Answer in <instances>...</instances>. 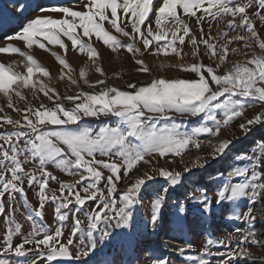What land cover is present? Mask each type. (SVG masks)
<instances>
[{
  "label": "snow or ice",
  "instance_id": "snow-or-ice-1",
  "mask_svg": "<svg viewBox=\"0 0 264 264\" xmlns=\"http://www.w3.org/2000/svg\"><path fill=\"white\" fill-rule=\"evenodd\" d=\"M156 5L157 0H85L83 10L62 4L37 5L39 14L27 20L19 31L5 37L6 41L15 39L23 42L28 49H32L34 45L45 50L48 45L59 46L65 56L69 50V45L63 39L66 38L72 50L77 51V54L86 53L93 63L100 55L93 46V38L114 53L121 48L132 54L140 53L141 49L137 46L140 42L145 52L151 51L153 55L164 56L174 54L182 58L185 53L181 46L188 37L192 48L190 55L199 58L200 45H203L204 54L213 60V64L205 65L201 61L173 65L192 73L195 78L191 79L160 76L141 85L129 83L125 90L110 86L101 88L99 92L81 91L76 95H66L63 99L73 104V107L67 108L59 102L61 97L54 88H48L42 81L33 80L36 73L49 77L47 68L11 43L0 45V54H20L26 57L27 62L26 73L16 72L12 64L0 62V93L7 98V106L13 108L11 93L15 92L20 96L13 85H22L25 88L31 85L33 89L39 86V91L54 104V107L40 104L36 108L29 106L15 109L18 113H23L22 119L0 115V121H3L0 128L12 126L11 130L0 134V141H3L0 144V216L5 217L8 225L5 234L0 238V252L14 253L16 257H26L32 253L37 259L42 258L47 262L79 260L83 256L93 260L94 264H118V256H110L97 247L93 233L94 230L100 231L99 240L104 242L107 238L114 237L111 228L125 229L135 225L137 221L133 208L138 198L147 190L148 183L156 181L157 176L144 172L128 184L118 199L116 194L118 184L127 179L133 170L139 171L140 164L153 166L152 171L164 179L162 186L151 191L153 199L150 201L149 222L154 228L164 230L169 224H174L175 230L183 233L187 217L180 215L181 213L195 211L198 216H203L212 212L214 205L223 207L229 202L238 218L247 222L255 221L256 217L252 215L251 208L243 213L238 211L237 201L241 197H249L251 201H264V182L257 183V180L264 181V137L254 142L256 152L251 156L241 153L235 157L237 161L248 160L254 165L251 171L248 167L232 169L235 177H246L243 182H233L224 173H218L220 183L214 189L215 199L208 197L206 188L198 187L199 195L189 197L195 201L191 207L186 208L185 203L175 202V213L172 214L175 216L174 221H169L165 215L167 195L172 190L169 185L181 187L185 180L184 173L191 174L193 167L203 168L208 161L205 159L200 163L198 160L194 165H186L183 172L162 166L157 169L154 165L158 163L157 157H182L190 147L198 149L201 145L197 138L199 134L219 136L222 128L238 118L243 119L246 109L256 101L264 105V55L253 53L245 61L234 62L228 70L218 74L230 51L233 54L239 52L237 48H229L231 43L243 42V47L248 49L251 47L248 41L254 39L258 41L259 49L264 51V40L260 39L252 19L255 16L264 24V14L261 12L264 10V0H159V7ZM253 7L256 11L250 16L248 9ZM52 14L60 15L57 17ZM153 14L154 26L149 22ZM193 18L201 33L199 40L191 34L187 22ZM205 19L218 22V36L223 42H214L217 38L211 35V23L205 38ZM220 21L224 22L223 29L219 28ZM10 22L11 18L5 14L0 22V30L6 28ZM106 25L115 33L127 37L129 42H122ZM129 25L131 31L126 30ZM229 30H243L248 35L230 36ZM51 54L61 66L70 67L64 56L56 52ZM244 54L248 55L246 52ZM135 63L139 66L138 72L150 73L143 60L137 59ZM96 71L103 74L100 67H96ZM79 75L85 78L83 68ZM63 77L62 71L61 78ZM68 79L73 84L76 83L71 76ZM84 82L89 87L105 83L98 80L91 84L87 79ZM225 94L226 98L220 99ZM3 111L0 108V112ZM202 113L203 119L212 122L210 126L201 122L188 131H181L175 124L171 127L167 124L157 126L161 120L168 121L175 114L200 117ZM101 116H114L119 119L115 126L106 121L98 130L83 124L84 118L99 119ZM257 126L264 128V111L238 125L245 136ZM232 143L233 140L230 139L218 141L213 146L212 159L223 157ZM97 154L100 158H97ZM30 161L36 162L35 167L27 169L25 164ZM50 165L69 176H78L79 179L74 182L61 181L49 171ZM256 166L260 167L259 172ZM105 171L107 175L104 174ZM51 181L59 184L58 192L50 189ZM102 181L107 195L100 187ZM25 184L38 187V204L35 207L26 198ZM13 194L24 197L28 210L27 220L32 222L31 230L27 233L22 231V225L12 216L15 212L14 206L9 205L6 210L3 203V197H12ZM97 199L98 205L95 204ZM48 201L54 203L53 214L61 222L66 221L68 214L75 215L70 206L78 205L83 208L87 202H94L92 209L86 213L87 229L82 227L83 222L78 216L73 220L67 237L64 235L63 224L53 229L43 223L44 209ZM236 231L244 241L250 240L253 245L264 246V239L257 235L251 224L247 232L241 229ZM17 235L21 237L19 243L14 241ZM77 238L81 250L73 254L71 248L77 245ZM85 238L88 241L86 244ZM214 243L224 244L225 240L209 235L202 248L199 264H208L203 257L213 255L211 246ZM27 245L33 247L28 248ZM192 247V243L186 242L179 251L183 252ZM238 249H229L227 253H222L224 258L221 264H239V257L250 255L239 244ZM37 259H22L16 264H37ZM0 264H11V261L0 258ZM154 264H169V261L166 258L157 259Z\"/></svg>",
  "mask_w": 264,
  "mask_h": 264
},
{
  "label": "rangeland",
  "instance_id": "rangeland-1",
  "mask_svg": "<svg viewBox=\"0 0 264 264\" xmlns=\"http://www.w3.org/2000/svg\"><path fill=\"white\" fill-rule=\"evenodd\" d=\"M52 4L76 6L78 10H83L85 0H37L35 3L33 0H0V22L3 21L5 14H7L11 18L9 25H12V28L6 34H3V38L0 39V45L11 43L19 47L22 52L32 55L43 67L47 68L50 72L49 77L36 73L33 76V80L42 81L48 86V88H54L61 97L59 102L67 108L73 107V104L72 102L63 99L66 95H76L81 91L86 93L99 92L101 88H107L110 86H115L121 90H125L129 83L141 85L160 76L165 78L191 79L195 78L192 73L181 70L179 67H173V65H188L201 61L205 65L213 64V60L209 59V57L204 54L203 45H200L201 54L199 58H195L190 55L192 48L188 43V37L185 38V44L181 46L183 53H185L182 58L177 57L174 54L164 56L163 54L153 55L151 54V51L145 52L143 45L140 42L137 44V46L141 49L140 53L132 54L125 48H121L118 52L114 53L107 46H104L102 42L93 38V46L100 54L95 63L88 59L86 53L77 54V51L72 50L70 42L67 41L66 38H63L65 39V43L69 45V50L66 56L64 51L60 49L59 46L48 45L47 50H45L34 45L32 49H28L23 42L18 40H5L6 36L13 35L15 32L20 30L21 26L27 20H30L39 14L37 5L48 6ZM156 6L159 7V0H157ZM248 11L250 16H252V13H254L256 9L253 7L248 9ZM261 12L264 14V10H261ZM52 15L58 17L60 14ZM252 19L255 21V26L260 39L264 40V24H261L255 16H252ZM149 22L153 23L154 26V14ZM187 22L191 28V34L195 35L199 40L201 33L197 27L196 20L193 18ZM13 23H16V25L13 26ZM209 23L212 24L211 35L217 38L214 42H223V39L218 36V22L211 21L209 19H205L203 22L205 38H207L209 32ZM237 23H239L238 20ZM224 26V22L220 21L219 28L223 29ZM106 27H108V30L112 31V34L116 35L122 42H129L127 37H124L122 34L115 33L114 30L107 25ZM126 30L131 31L130 25ZM237 34L248 35V33L243 30H229L230 36ZM45 43L47 44L46 41ZM248 43L251 45L248 49L243 47V42H233L229 45L230 49L237 48L239 49V52L237 54H233L230 51L228 59L223 65H221V68L218 70V74H222L224 71L228 70L234 62L245 61L253 53L256 55H264V51L259 49L258 41L250 39ZM52 52H56L61 56H64L70 67L64 68L61 66L51 54ZM245 52L248 54L247 56L244 54ZM137 59H141L145 62L150 70V73H141L137 71V68L139 67L135 63V60ZM0 62L5 63L6 65L12 64L16 72L26 73L25 65L27 62L26 57L23 55L0 54ZM218 62L219 61L217 60L216 63ZM161 65H163V67H161ZM96 67H100L103 74L98 73L96 71ZM82 68L85 71V78H81L79 75ZM63 69L67 71V74L64 73ZM62 71L64 73L63 78H61ZM68 76H71L72 80H75L76 83L73 84L68 79ZM84 79H87L91 84H95L98 80H103L105 83L103 85L89 87V85L84 82ZM13 88L20 93V96H17L15 92L11 93L13 108H9L7 106V98L3 95V93H0V108L4 109L3 112H0V115H8L13 119H22L23 113H18L15 109H25L29 106L36 108L39 107L40 104H44L46 107H54L53 102L39 91V86L33 89L31 85L27 88L22 85L19 87H17V85H13ZM226 96L227 94H225V97H221L220 99H224ZM262 111H264V105L260 104L259 101H256L246 109L243 119L238 118L226 128H222L219 136L209 137L207 134H199L197 138L201 141V145L198 149L192 146L182 157L168 156L163 159L157 157L158 163L154 165L157 169L162 166L170 170L181 172H183L186 165H194L198 160L200 163H203L205 159L208 161L203 168L193 167L191 174L184 173L185 180L181 187H173L169 185L172 190L167 195V206L165 209V215L169 221H174L175 219V216L172 215L175 213V202L180 201L185 203L186 208L191 207L195 203V201L189 197L199 195V192L197 191L198 187L202 186L206 188L208 197L214 200V189L220 183L217 176L218 173H224L226 177L232 178L233 182H243L246 179V177H235L232 169L234 167H248L251 171L254 165L248 160L237 161L235 157L241 153H248L249 156H251L254 152H256L253 145L254 142L264 137V128L257 126L249 135L245 136L238 125L243 123L245 119L251 118L254 114ZM203 118V113L200 117L181 116L179 114H175L173 118L168 121L161 120L157 126L159 127L167 124L171 127L172 124H175L181 131H188L201 122L210 126L212 122ZM118 119L119 118L114 116H101L99 119L87 117L84 118L83 124L85 126L90 125L94 130H98L99 127H101L106 121L115 126ZM0 123H3V121H0ZM11 128V125H6L4 128H0V134L4 132L2 131L3 129L11 130ZM237 137L239 139H236ZM224 139L233 140L232 145L223 157L213 160L211 157L213 146H215L218 141ZM209 141H211V143H209ZM2 143L3 141H0V144ZM97 158H100L98 154ZM21 159H23V157H21ZM35 163L36 162L34 161L28 162L26 164V168H34ZM152 167L153 166L150 165L140 164L138 165L139 171L133 170L127 179L122 180L118 184L116 194L117 199L123 194V191L127 188L128 184L144 172L157 176L156 181H150L148 183L147 190H145V192L138 198L137 204L133 208L135 219L137 221L133 227L125 229L111 228L110 231L114 233V237L107 238L104 242L99 240L101 235L100 231L94 230L93 237L97 240L98 248H102L103 251L108 253L110 256H118V264H154L155 260L165 258L169 261V264H199V257L202 252V248L206 243V240L209 238V235H211L216 239H224L225 243H214L211 246V252L213 255H205L203 257L208 264H221V261L224 258L221 254L227 253L229 249H236L238 251V244L250 253L247 257H239V264H264V246L259 244L253 245L250 240L247 242L244 241L240 233L236 231L237 229H241L243 232H247L250 230L251 224V227L256 230L257 235L261 239H264V201H251L249 197H241L237 201V204L239 205L238 211L240 213L247 211L248 208L252 209V215L256 217L254 222H247L245 219L238 218L232 211L233 205L229 202L225 203L223 207L214 205V210L212 212L205 213L203 216H198L195 211H186L181 213L180 215L187 217L184 222L185 227L183 233L176 231L174 224H169L164 230L154 228L149 222L151 215L150 201L153 199L151 191L153 188L162 186L164 184V179L159 177L156 172L152 171ZM256 170L259 172L261 169L259 166H256ZM49 171L56 175L61 181L74 182L79 179L78 176H69L67 173L56 169L55 166L52 165L49 166ZM104 174L107 175L108 173L105 171ZM260 182L264 181L257 180V183ZM100 187L104 190L103 181L101 182ZM50 189L57 190L58 192L59 184L56 181H51ZM25 191L27 194L26 198L29 203L33 207L37 206L38 187H30L25 184ZM104 191L105 195H107L106 190ZM248 191L250 192L251 189L249 188ZM3 203L5 204L6 210L9 205L14 206L15 212L12 216L22 225V231L24 233L30 231L32 222L27 220L28 210L27 206L24 204V197L20 194H13L12 197L6 195L3 197ZM93 203L94 202L89 201L83 208L78 205L74 207L70 206L72 207V213L75 215L68 214L66 221L61 222L53 214L54 203L48 201L46 202V207L44 209L43 223L49 225L53 229L63 224L64 235L67 237L72 228L73 220L76 216H78V218L83 222L82 227L86 230L88 227L86 213L92 209ZM95 204H99L98 199L95 201ZM7 226L5 217L0 216V238H2L5 234ZM100 227L103 228V225H100ZM115 234L120 235L117 236ZM124 234L127 235L125 236ZM121 237H123V239ZM20 239L21 237L19 235L14 237V241L16 243H19ZM87 242V238H85L84 243L86 244ZM186 242L192 243L193 247L191 249H185L183 252L179 251V249ZM79 243L80 241L77 238V245L71 248L73 254L81 250L79 248ZM26 247L32 248L33 246L27 245ZM129 249L131 251H129ZM124 254H127L125 258ZM0 258L9 259L11 264H16L18 260L22 259H37V257H35L32 253H29L26 257H16L14 253L4 254L2 252H0ZM85 261L87 264H94L93 260H89L88 257L83 256H81L79 260L62 259L54 262H47L42 258H38L37 264H85Z\"/></svg>",
  "mask_w": 264,
  "mask_h": 264
},
{
  "label": "bare ground",
  "instance_id": "bare-ground-1",
  "mask_svg": "<svg viewBox=\"0 0 264 264\" xmlns=\"http://www.w3.org/2000/svg\"><path fill=\"white\" fill-rule=\"evenodd\" d=\"M63 71H64L65 74H67V71L65 69H63ZM38 78H40V77H38Z\"/></svg>",
  "mask_w": 264,
  "mask_h": 264
}]
</instances>
